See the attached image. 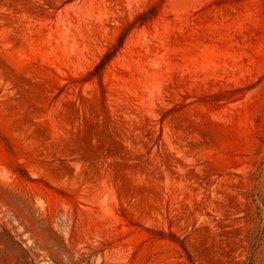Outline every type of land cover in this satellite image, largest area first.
Returning <instances> with one entry per match:
<instances>
[{
  "label": "rangeland",
  "instance_id": "rangeland-1",
  "mask_svg": "<svg viewBox=\"0 0 264 264\" xmlns=\"http://www.w3.org/2000/svg\"><path fill=\"white\" fill-rule=\"evenodd\" d=\"M0 264H264V0H0Z\"/></svg>",
  "mask_w": 264,
  "mask_h": 264
},
{
  "label": "trees",
  "instance_id": "trees-1",
  "mask_svg": "<svg viewBox=\"0 0 264 264\" xmlns=\"http://www.w3.org/2000/svg\"><path fill=\"white\" fill-rule=\"evenodd\" d=\"M109 57H110V54L106 55L105 58L101 61V64L99 65V67H102L105 64V62L110 59Z\"/></svg>",
  "mask_w": 264,
  "mask_h": 264
}]
</instances>
